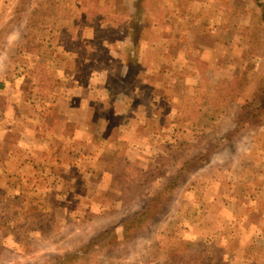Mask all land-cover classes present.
Listing matches in <instances>:
<instances>
[{"label": "rangeland", "instance_id": "obj_1", "mask_svg": "<svg viewBox=\"0 0 264 264\" xmlns=\"http://www.w3.org/2000/svg\"><path fill=\"white\" fill-rule=\"evenodd\" d=\"M145 1L0 0V264H57L213 143L88 262L264 264V0Z\"/></svg>", "mask_w": 264, "mask_h": 264}, {"label": "trees", "instance_id": "obj_2", "mask_svg": "<svg viewBox=\"0 0 264 264\" xmlns=\"http://www.w3.org/2000/svg\"><path fill=\"white\" fill-rule=\"evenodd\" d=\"M135 4L137 5L138 9L141 7V5L146 2L145 0H135ZM156 0H150V4H154ZM17 10V9H16ZM137 17H132L131 19V26L133 29L132 35L136 33V29L138 30L139 26ZM36 30L32 29L27 34V40L24 43L26 47H42L43 44H37L33 43L34 40L31 39L36 35ZM5 33V32H4ZM3 33V34H4ZM137 35V34H136ZM5 37L2 36L0 46H2V43L4 41ZM47 48H52V45H47ZM45 47V46H44ZM1 48V47H0ZM127 74L135 67L131 65V63H128L127 66ZM115 84L120 85L118 82H115ZM258 108H251L248 106L242 107V118L240 119L241 124H244L247 122L250 118H254L258 116L257 111ZM228 134L223 135V139H221V142L227 140H231V138L234 136V133L232 131H226ZM237 132V131H233ZM218 150V145H215L213 143L210 148L206 151H203L201 153H198L196 155H193L192 157L186 159L181 164V167L173 174L169 175L167 178L163 180V182L160 184L159 188L156 190L154 194L147 195L145 198L143 204L141 205L140 209L137 210L135 213L128 215V217L123 218L119 220L114 225L108 226L106 228H102L96 232L95 235L88 241L84 242L82 246H80L77 250L71 251L66 253L63 256L57 257L55 260L58 262L57 264H89L90 257L93 253H95L97 250H103L108 248H114L118 246L124 245V243L129 244L133 241H135L137 234L140 233V229L144 226L145 223H147L150 220L155 219L159 215H161L165 210V204H167L170 201L171 194L176 192L182 182L185 178V172L193 170L198 165H202L203 162H206L208 158L213 154L214 151ZM188 169V170H187ZM187 170V171H186ZM120 229H122L123 233H120ZM120 234V235H118ZM122 234V235H121ZM122 237V238H121ZM122 239H125V241H121ZM184 245L187 243H184V241H181ZM181 244V243H180ZM187 247L188 244H187ZM181 252V250H180ZM170 253V252H169ZM168 253V255H169ZM168 258V257H167ZM202 256L198 255V257H195L193 261H195V264L199 260H201ZM186 264V263H181Z\"/></svg>", "mask_w": 264, "mask_h": 264}]
</instances>
